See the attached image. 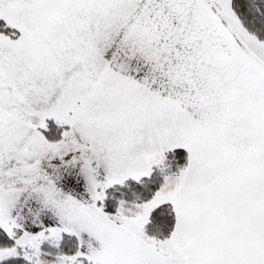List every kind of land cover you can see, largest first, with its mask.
<instances>
[{
    "label": "snow or ice",
    "instance_id": "obj_1",
    "mask_svg": "<svg viewBox=\"0 0 264 264\" xmlns=\"http://www.w3.org/2000/svg\"><path fill=\"white\" fill-rule=\"evenodd\" d=\"M0 264H264V0H0Z\"/></svg>",
    "mask_w": 264,
    "mask_h": 264
}]
</instances>
